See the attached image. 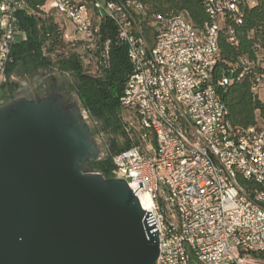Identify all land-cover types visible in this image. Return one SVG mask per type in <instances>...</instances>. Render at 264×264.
Wrapping results in <instances>:
<instances>
[{"label": "built area", "instance_id": "2783aa9c", "mask_svg": "<svg viewBox=\"0 0 264 264\" xmlns=\"http://www.w3.org/2000/svg\"><path fill=\"white\" fill-rule=\"evenodd\" d=\"M255 4L203 0L209 21L202 28H195L183 12L153 15L151 39L143 29L151 16L141 0L45 4L72 27L71 33L61 24L56 28L67 50L37 25L44 36L42 54L51 63L74 53L87 72L95 74L109 67L112 42L126 47L131 72L120 104L134 110L138 119L125 130L129 134L130 127L148 129L155 144L132 142L113 154L111 177L124 178L147 211L158 233L155 264H190L188 248L201 264H239L243 254L264 256V125L232 127L221 99V91L246 74L252 77L254 94L264 89V71L257 68L260 56L242 57L240 72L230 69L212 79L223 19L241 23V7ZM25 8L24 0H0V87L13 79L6 73L14 62L13 45L18 37L26 38L18 17ZM106 19L115 27L114 37L101 30ZM53 75L70 79L69 72L56 67L44 74ZM73 97L82 120L93 130L100 157L108 155L99 121Z\"/></svg>", "mask_w": 264, "mask_h": 264}, {"label": "water", "instance_id": "95a60500", "mask_svg": "<svg viewBox=\"0 0 264 264\" xmlns=\"http://www.w3.org/2000/svg\"><path fill=\"white\" fill-rule=\"evenodd\" d=\"M56 82L38 95L11 80L0 104V264H155L147 211L124 178L88 165L99 147Z\"/></svg>", "mask_w": 264, "mask_h": 264}, {"label": "trees", "instance_id": "16d2710c", "mask_svg": "<svg viewBox=\"0 0 264 264\" xmlns=\"http://www.w3.org/2000/svg\"><path fill=\"white\" fill-rule=\"evenodd\" d=\"M148 8L150 18L143 26L145 34L151 39L155 32L153 15L171 16L180 12L185 13L189 22L195 28H202L209 21V15L204 8L203 0H141ZM26 8L19 14V27L26 33V38L19 37L13 45L12 55L14 62L7 68V75L34 77L41 72L53 70V67L70 74L68 80L69 92L77 97L81 105L87 108L92 116L100 123V128L108 135L107 142L110 153L100 157L88 165L105 177H111L113 167L111 156L119 151L127 149L132 142L145 145L146 142L155 144L153 133L148 129L129 128V134L125 126V109L120 104V97L124 83L131 72L126 47L110 45V63L107 69L92 74L87 72L74 53L57 60L55 63L43 56L41 45L44 41L42 32L37 29L40 23L50 32L53 43L63 46L57 31L58 23L54 19L55 12L40 10L39 7L46 4L47 0H24ZM50 14V15H49ZM57 16V14H55ZM104 35L114 37L115 27L106 19L101 26ZM230 31H233L232 34ZM233 37V40H230ZM218 59L212 75L217 80L230 69L241 71L240 59L246 57L255 60L260 56L257 68L264 71V0H256L254 6L241 7V23L235 19L225 17L221 23L218 35ZM252 77L244 75L240 80L234 81L221 91V99L227 109V120L232 127L246 129L250 126L264 125V102L252 91ZM0 89H8L9 83L2 85ZM11 98L6 92L2 95L0 104ZM93 132V130H92ZM142 135L145 137L144 141ZM249 186L251 182L245 181ZM263 188L262 186H258ZM190 264H201L189 248ZM258 256V255H257ZM260 256V255H259Z\"/></svg>", "mask_w": 264, "mask_h": 264}, {"label": "rangeland", "instance_id": "374dc122", "mask_svg": "<svg viewBox=\"0 0 264 264\" xmlns=\"http://www.w3.org/2000/svg\"><path fill=\"white\" fill-rule=\"evenodd\" d=\"M44 9L45 10H48V6L47 5H44ZM50 15V14H49ZM53 15L54 19L57 20V22H60V20L58 19L57 16H55V14H51ZM62 24V23H61ZM62 27H63V30H65L63 24H62ZM69 30H71V26L68 27ZM64 49H69V47L66 46V43L64 42V45L63 46H60ZM35 77V76H34ZM34 77H25V78H22V77H19V76H13V81H17V82H26L27 83V86L30 87L32 86L34 83H35V78ZM7 93L8 95H10V91L8 89H0V100H1V97L4 93ZM258 98L264 102V89H260L258 91ZM10 100V99H9ZM6 102V101H5ZM4 103V102H3ZM126 112L124 113V119L125 121L129 122V123H132L133 125H137V119H138V116L136 114V112L134 110H131V109H128V110H125ZM106 137V140H107V137H109L108 135H105ZM147 143V142H146ZM259 262L263 263L264 264V258H260L258 260V258L256 257H252V256H244L242 258V260L239 262V264H258Z\"/></svg>", "mask_w": 264, "mask_h": 264}, {"label": "flooded vegetation", "instance_id": "af4514ba", "mask_svg": "<svg viewBox=\"0 0 264 264\" xmlns=\"http://www.w3.org/2000/svg\"><path fill=\"white\" fill-rule=\"evenodd\" d=\"M52 77L53 76L43 78L42 79V81L44 82L43 84L39 83L35 87H30L33 93L38 94V95L48 94L49 93L48 82L51 81ZM56 78H57V82L54 85V89H56V91H59V92H69V86H68V83L65 84V82L67 81L64 79V77L62 75H56ZM14 95H15V92H13L10 87V96L13 97Z\"/></svg>", "mask_w": 264, "mask_h": 264}, {"label": "crops", "instance_id": "0c3cea01", "mask_svg": "<svg viewBox=\"0 0 264 264\" xmlns=\"http://www.w3.org/2000/svg\"><path fill=\"white\" fill-rule=\"evenodd\" d=\"M54 12V11H53ZM56 14V13H55ZM57 17H58V19L60 20V22L58 23V25H60L61 23L63 24V26H64V28H65V31H67V32H69V33H71L72 32V27H71V30H69V26H71L69 23H67L65 20H63L58 14H57ZM61 24V25H62ZM18 39H19V37H18ZM44 74H45V72H41L39 75H36L34 78H35V83L32 85V86H30V87H35V86H37L41 81H42V79L43 78H46L45 76H44ZM243 257L244 256H246V255H242ZM252 257H256V258H258V260L260 259V258H264V256H257V255H255V256H252ZM258 264H263V263H261V262H259Z\"/></svg>", "mask_w": 264, "mask_h": 264}, {"label": "bare ground", "instance_id": "6f19581e", "mask_svg": "<svg viewBox=\"0 0 264 264\" xmlns=\"http://www.w3.org/2000/svg\"><path fill=\"white\" fill-rule=\"evenodd\" d=\"M143 198H145V197H143Z\"/></svg>", "mask_w": 264, "mask_h": 264}]
</instances>
